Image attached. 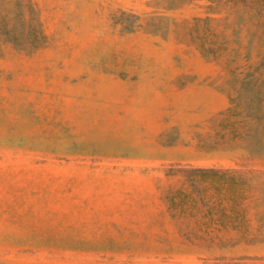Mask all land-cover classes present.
Here are the masks:
<instances>
[{"label":"rangeland","instance_id":"obj_1","mask_svg":"<svg viewBox=\"0 0 264 264\" xmlns=\"http://www.w3.org/2000/svg\"><path fill=\"white\" fill-rule=\"evenodd\" d=\"M0 264H264V0H0Z\"/></svg>","mask_w":264,"mask_h":264}]
</instances>
